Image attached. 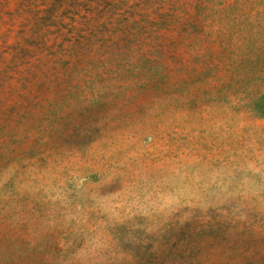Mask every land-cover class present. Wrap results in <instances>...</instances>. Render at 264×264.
<instances>
[{
	"label": "rangeland",
	"instance_id": "obj_1",
	"mask_svg": "<svg viewBox=\"0 0 264 264\" xmlns=\"http://www.w3.org/2000/svg\"><path fill=\"white\" fill-rule=\"evenodd\" d=\"M0 264H264V0H0Z\"/></svg>",
	"mask_w": 264,
	"mask_h": 264
}]
</instances>
